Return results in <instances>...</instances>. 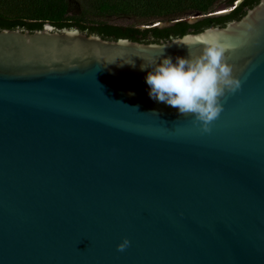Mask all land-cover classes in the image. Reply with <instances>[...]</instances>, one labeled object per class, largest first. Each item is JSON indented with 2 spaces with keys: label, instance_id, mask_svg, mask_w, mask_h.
Wrapping results in <instances>:
<instances>
[{
  "label": "water",
  "instance_id": "water-1",
  "mask_svg": "<svg viewBox=\"0 0 264 264\" xmlns=\"http://www.w3.org/2000/svg\"><path fill=\"white\" fill-rule=\"evenodd\" d=\"M209 30L242 88L202 133L141 65ZM0 264H264V0L160 43L0 29Z\"/></svg>",
  "mask_w": 264,
  "mask_h": 264
},
{
  "label": "trees",
  "instance_id": "trees-1",
  "mask_svg": "<svg viewBox=\"0 0 264 264\" xmlns=\"http://www.w3.org/2000/svg\"><path fill=\"white\" fill-rule=\"evenodd\" d=\"M235 0H121L117 5L101 4L90 11L79 0H0V29L41 30L45 24L56 29L78 28L103 39L126 38L136 42L160 43L210 26L223 27L238 20L258 0H241L227 14L188 23L191 15H208ZM115 18L130 20L114 24ZM169 23L170 26H158ZM142 26H145L142 28Z\"/></svg>",
  "mask_w": 264,
  "mask_h": 264
},
{
  "label": "clouds",
  "instance_id": "clouds-1",
  "mask_svg": "<svg viewBox=\"0 0 264 264\" xmlns=\"http://www.w3.org/2000/svg\"><path fill=\"white\" fill-rule=\"evenodd\" d=\"M176 43L187 47L186 57L177 56L174 61L170 56H163L165 45L159 57L141 65V70L150 69L145 77L150 89L148 94L151 99L176 108L182 116L192 117V123L198 125L202 133H210L211 125L224 110L223 101L229 94L241 90L242 81L227 61L228 46L214 31L199 36L186 35ZM193 45L202 46L199 55L191 53ZM130 243L128 238H123L117 251H125Z\"/></svg>",
  "mask_w": 264,
  "mask_h": 264
},
{
  "label": "rangeland",
  "instance_id": "rangeland-1",
  "mask_svg": "<svg viewBox=\"0 0 264 264\" xmlns=\"http://www.w3.org/2000/svg\"><path fill=\"white\" fill-rule=\"evenodd\" d=\"M81 2V4L86 7L87 9H90V11H96L97 8L101 5V4H108V5H117L118 3H120L121 0H79ZM220 8V7H219ZM217 8V9H219ZM216 9V10H217ZM232 9V7H231ZM229 11V9H227ZM217 11H214L213 13H216ZM219 12H224V11H219ZM213 13H211L213 15ZM200 15H191L188 16L186 18V20L192 21L194 18L198 17ZM113 23L118 24V25H129L131 23L130 20H122L119 18H115ZM145 26H142V28Z\"/></svg>",
  "mask_w": 264,
  "mask_h": 264
}]
</instances>
